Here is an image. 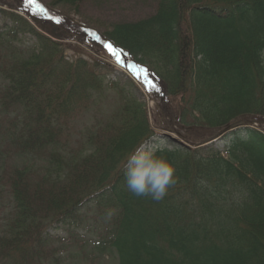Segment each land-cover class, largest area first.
<instances>
[{"label": "trees", "instance_id": "obj_1", "mask_svg": "<svg viewBox=\"0 0 264 264\" xmlns=\"http://www.w3.org/2000/svg\"><path fill=\"white\" fill-rule=\"evenodd\" d=\"M2 12L11 21L0 27L3 144L23 158L6 176L18 217L0 239L2 258L41 263L48 226L94 211L103 227L93 248L117 264H264V137L232 144L227 157L170 142L162 151L175 163L177 184L159 201L134 195L125 185L124 162L156 135L145 104L119 89L118 113L88 130L86 141H76L86 148L79 147L72 126L103 89L101 66L66 59L58 41L23 16ZM27 14L53 37L72 30L89 36L64 17L57 25L49 12ZM28 33L37 43L22 47ZM106 35L176 101L177 120L192 145L239 118L264 117L258 55L264 0H158L154 14L119 23Z\"/></svg>", "mask_w": 264, "mask_h": 264}, {"label": "rangeland", "instance_id": "obj_2", "mask_svg": "<svg viewBox=\"0 0 264 264\" xmlns=\"http://www.w3.org/2000/svg\"><path fill=\"white\" fill-rule=\"evenodd\" d=\"M14 1V3H13ZM44 5H53L54 0H41ZM6 4H15L16 0H2V3ZM54 9L64 14H67L74 18L78 22L87 23L96 29L99 30L100 33L107 36L112 28L124 22L136 21L139 19H143L151 16L155 13L158 7V0H80L78 4L66 5V4H58L53 5ZM14 8H18L14 5ZM0 22L3 24L1 15ZM67 35V34H66ZM66 35L55 37L59 43L61 44V48L65 50V54L69 57H75L76 54H80L86 57H92L95 61H100L104 65L109 68L108 77L106 78V84L103 81V89L94 93L92 96V103L89 110L85 113H81L79 118L74 121V125L71 129L72 131V142L82 147L86 148L85 143L78 144V140L86 141L88 130L92 129L95 125L104 123L106 121L112 120L116 113H118L120 107L122 106L124 100L122 99V95L125 92L136 97L140 101H142L145 105V109L148 112V118L150 119L153 126L159 124L158 109L157 105L162 106L161 102L163 98H166L162 93L161 87L158 86L155 79L150 74H146L144 77L141 75V84L137 86H131L129 83L131 81L130 76L127 74L128 72L123 68H116L113 60L107 52L97 48L96 46H92L91 43H83L77 44L74 41L79 40L80 38L76 36V34L71 33V37H66ZM73 38V39H72ZM72 39V40H70ZM26 45L28 42L34 41V38L28 37L24 38ZM64 44V45H63ZM151 67L154 68V65ZM127 72V73H126ZM129 74L134 75L133 71H129ZM109 79L117 82L112 87L109 86ZM155 85V86H154ZM124 91L121 93L119 91ZM153 99H149V97ZM169 100V99H168ZM146 102V103H145ZM172 102V101H171ZM157 109V110H156ZM258 117H244L243 120H255ZM242 119V118H241ZM2 120V121H1ZM256 122V121H254ZM169 123H164L162 128L157 129L161 132V135L170 134L177 140H181L179 134H183L179 125L172 126L175 132L166 130ZM254 123L250 126L249 130H257L264 133V125H256ZM7 122L0 118V146L4 147L5 150H2L0 154V239L6 237V233L8 230V219L13 209V202L11 199V189H10V178H7L10 171V166L20 164L23 158L18 157L16 155L10 154L7 150L9 148H5L4 142L8 144V142L2 137L3 129ZM248 129H237L235 131H231L226 133L222 137L216 138L214 140L209 141L205 147H211L217 149V151L225 150L233 137L237 135L245 136L247 134ZM179 133V134H177ZM74 134V135H73ZM200 137L201 134H197ZM216 135V134H215ZM184 136V134H183ZM186 137V136H185ZM195 135H193V140H195ZM75 138V140H74ZM213 138V136H204L201 140H207ZM198 140V139H197ZM77 141V142H76ZM185 144L191 146L192 144L184 141ZM211 142V143H210ZM200 142H196L193 144H197ZM20 158V159H19ZM44 163V162H43ZM7 178V179H6ZM13 180V179H12ZM89 220L87 223H84L81 226H67V225H58L51 226L48 230L50 234V239L48 242V248L53 249L52 256L59 258V262H55L51 259L52 256H49L46 264H116V258L109 256H101L98 255L95 249L93 248V244L95 242V238L99 235L97 233V229L99 228L100 221L95 223L96 221L91 219L96 214L93 211H88L86 213ZM86 256V261L84 257ZM88 259V260H87ZM11 260L6 257L0 256V264H13L9 263Z\"/></svg>", "mask_w": 264, "mask_h": 264}, {"label": "clouds", "instance_id": "obj_3", "mask_svg": "<svg viewBox=\"0 0 264 264\" xmlns=\"http://www.w3.org/2000/svg\"><path fill=\"white\" fill-rule=\"evenodd\" d=\"M258 55L264 64V49H260ZM123 174L129 192L156 201L163 199L178 182L175 163L147 140L128 154Z\"/></svg>", "mask_w": 264, "mask_h": 264}, {"label": "snow or ice", "instance_id": "obj_4", "mask_svg": "<svg viewBox=\"0 0 264 264\" xmlns=\"http://www.w3.org/2000/svg\"><path fill=\"white\" fill-rule=\"evenodd\" d=\"M23 2V0H22ZM27 3L29 5L35 3V0H27ZM57 23H59L60 21L57 20ZM107 50L109 51V53L117 60L118 63H126L125 61L122 60L121 58V54L120 51H118L111 43H106L104 45ZM129 68H131V70L133 71V73L136 75L137 78H140L142 75L143 70H137V67L135 65H128ZM155 86V85H154Z\"/></svg>", "mask_w": 264, "mask_h": 264}, {"label": "water", "instance_id": "obj_5", "mask_svg": "<svg viewBox=\"0 0 264 264\" xmlns=\"http://www.w3.org/2000/svg\"><path fill=\"white\" fill-rule=\"evenodd\" d=\"M80 26H82V27H86L85 25H80ZM238 124H240V122H239V123H236V124H232V125L227 126L226 129H225L224 131H226V130H228L229 128H231V127H233V126H236V125H238Z\"/></svg>", "mask_w": 264, "mask_h": 264}]
</instances>
